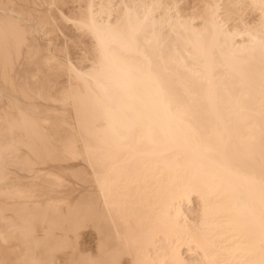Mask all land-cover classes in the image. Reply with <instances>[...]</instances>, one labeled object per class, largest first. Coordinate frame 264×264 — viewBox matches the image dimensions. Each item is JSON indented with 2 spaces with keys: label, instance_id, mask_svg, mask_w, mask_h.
Instances as JSON below:
<instances>
[{
  "label": "snow or ice",
  "instance_id": "obj_1",
  "mask_svg": "<svg viewBox=\"0 0 264 264\" xmlns=\"http://www.w3.org/2000/svg\"><path fill=\"white\" fill-rule=\"evenodd\" d=\"M37 7H46L48 12L40 16L25 15L17 11L15 4L0 0V81L5 90L10 84L16 90L13 80L15 64L19 54L27 49V70L31 79L29 87L20 88L19 92L26 99L30 98L29 94L43 97L49 73L56 71L66 74L68 85L54 102L62 105L69 117L74 113L76 125L83 129L98 126L101 120L109 124L119 120L123 127L114 129V143L118 148L130 150L137 126L143 127V124L138 116L133 115L136 113L135 105L124 103L117 90L126 93L129 100H135L136 86L150 82L157 88L161 107L168 112L175 108L177 117H180V106L174 104L160 88V69L154 62L160 30L165 24L163 17L159 22L155 17L161 10H171L175 5L148 4L139 0L109 3L106 6L107 22L104 13H95L96 5H89L88 18H82L76 26L92 33L95 48L87 54L86 60L80 61H74L70 56L66 60L64 49L54 47L51 42V35L61 24V19L56 15L59 5L53 2ZM203 7L206 11L202 17V28L180 20L178 15L175 21L167 20V27L178 33H190L188 42L208 56L216 51V47L207 46L209 35L215 45H219L223 38L225 46L230 42L244 52L250 71L242 77L239 87L250 93H254L258 87L260 116L264 122V0H259L258 4L207 3ZM248 9H259V20L251 25L245 24L239 33L240 39L236 40L237 33L230 32L229 28L232 23H245L244 13ZM113 20L116 23H112ZM68 23L76 22L69 20ZM45 42L47 48L44 47ZM220 51L223 52V46ZM74 79L86 86L95 81L97 88L88 87L87 91L74 88ZM112 82L116 87L110 94L106 85ZM29 113L30 107L22 108L12 116L5 114L0 121V186L5 189L6 198L11 195L19 202L11 209L5 205L4 211L0 212V224L4 225L0 241L5 246L11 240L21 245L13 250L17 254L15 260H0V264H120L108 254L103 240L99 244L100 255H80L73 245V237L81 229L95 225L102 218L104 210H107L108 216L115 213L131 225L128 213L134 196L128 183L122 177H115L114 170L107 168L102 160L94 158L88 141H85L84 151L74 138L57 143ZM189 146L193 151L198 148L195 142ZM259 152L262 161L259 178L255 174L246 176L243 191L236 193L235 210L241 227L240 234L234 235L229 245H223L217 233L208 226L211 197L218 194L225 184V177L217 171L220 165L215 161L206 169L201 167L190 179L181 178L169 184H160L154 194L158 201L153 220L155 227L167 232L173 225L179 226V219L172 217L171 205L177 197L191 199L194 195L203 204L199 225L194 223L188 229V235L200 234L202 240L198 246L204 253V259L198 264H264V126ZM81 160L86 161V166L77 168L72 164L65 171L77 181L94 186L95 191L84 203L77 201L73 204L70 199L52 201L33 188H19L11 184L13 166L34 171L40 167L46 169L49 164L64 167L70 161ZM56 182L60 185L64 183L62 175L56 177ZM138 182L139 177L133 181ZM9 211L11 216L6 215ZM41 226H46L42 237L38 235ZM136 227L143 225L137 224ZM205 228L208 230L204 231ZM123 244L129 249L137 248L134 236L128 234L124 236ZM57 251L69 255L64 261H58L53 255ZM169 252L170 259L160 264H185L178 248L170 246ZM133 264L158 262L151 258L150 253L145 254L144 249H138Z\"/></svg>",
  "mask_w": 264,
  "mask_h": 264
},
{
  "label": "bare ground",
  "instance_id": "obj_2",
  "mask_svg": "<svg viewBox=\"0 0 264 264\" xmlns=\"http://www.w3.org/2000/svg\"><path fill=\"white\" fill-rule=\"evenodd\" d=\"M184 1L187 0H139V2L148 4L175 5L171 10L168 8L161 10L155 17L158 22L163 17L165 24L160 30L158 51L154 62L160 69V88L174 104L180 106V117H177L175 108L172 112H168L161 107L156 86L146 81L136 86L135 100H129L126 93L117 90L124 103L135 105L136 113L133 115L138 116L143 124V127L137 126L130 150L125 151L123 147L118 148L114 143V129L123 127L119 120L111 124L101 120L98 126H90L87 129L81 128L75 122L76 135L83 144V149H85V141H88L94 158L102 160L107 168L113 169L115 177H122L128 183L134 196L128 213L132 224L130 225L128 221L115 213L113 216H108L107 210H104L102 218L95 225L90 226L94 234L95 253H92L90 249L79 252L80 255H100L99 244L103 240L108 254L118 261L124 259L127 264H133L138 249H144L145 254L150 253L151 258L160 264L170 259V246L178 248L185 264H198L204 259V253L198 246V243L202 244V240L200 234L188 235V229H191L194 223L197 225L200 223V213L203 210L201 200L194 195L191 199L177 197L171 205V212L173 219H179V226L173 225L165 232L157 229L153 223L158 204L154 194L161 183L169 184L181 178L190 179L198 173L201 167L206 169L214 161L220 165L217 171L225 177V184L218 194L211 197L208 226L217 233L221 243L225 246L229 245L234 235L240 234L241 226L235 210L238 199L236 193L243 191V181L246 176L255 174L257 179L259 178L262 167L259 144L262 126H264L260 116L258 87L254 93L239 87L242 77L250 71L248 57L230 42L225 46L223 38L220 39L219 45H215L211 35L207 38V46L216 47V51L214 55L208 56L188 42L190 33L175 32L167 27L166 22L168 19L175 21L178 15L180 20L202 28L204 26L202 17L206 11L203 6L207 3L258 4L259 0H198L199 2L192 4V7H186ZM7 2L13 3V0H7ZM53 2L59 5L56 15L61 21H75L76 23L70 24L74 29L93 38L91 49L87 50L90 53L95 48L92 33L76 26L82 18H88L89 5H96L95 13H104V20L107 22L108 9L106 6L109 3H131L133 0H49L48 4ZM70 2L73 6L66 14L63 9ZM101 5L105 7H100ZM17 11L25 15L40 16L47 13L48 9L39 11L17 6ZM258 20L259 9L245 10V23H232L229 31L236 32V40H239V33L243 31L245 24L251 25ZM112 23L116 21L113 20ZM221 46H223V52L220 51ZM25 54L27 57V49ZM80 60H83V57L78 61ZM13 76L16 78L13 80L17 87L14 90L10 84L9 88L12 92L26 98L19 92V89H27L30 78L24 73L21 74L20 71H17V74L14 72ZM73 87L87 91L88 87L96 89L97 85L93 81L86 86L83 82L74 79ZM106 87L111 94L116 87L115 82L107 84ZM64 88L60 90L54 84H46L43 97L29 95L30 98L55 101ZM12 107V105H6L2 109L0 121L5 114L13 115ZM74 140L76 141L75 138ZM193 142L198 145L195 151L189 146ZM137 177H139V182L133 183ZM91 186V190L82 193L73 204L77 201L86 202L95 191L94 186L92 184ZM100 203L103 205L102 198ZM8 205H10L9 209L16 206L15 204ZM0 212H3L1 208ZM141 223L143 227H136ZM2 228L0 232H3L4 225ZM207 230L208 228L204 229V231ZM126 234L130 237L134 236L136 249L124 246L123 238ZM178 236L188 238L177 239ZM77 237L78 234L74 236L75 239ZM12 246L21 247L16 240H11L6 247L11 248ZM53 255L56 260L64 261L69 254L57 251ZM1 257L0 260H2ZM16 258L17 254L14 253L11 261Z\"/></svg>",
  "mask_w": 264,
  "mask_h": 264
},
{
  "label": "rangeland",
  "instance_id": "obj_3",
  "mask_svg": "<svg viewBox=\"0 0 264 264\" xmlns=\"http://www.w3.org/2000/svg\"><path fill=\"white\" fill-rule=\"evenodd\" d=\"M48 1L49 0H45L43 2L39 0H27V1L13 0L12 4H15L16 7L20 6L22 8H33L39 11H46L47 10L46 7L41 8L37 6L46 5L48 4ZM197 1L198 0H187L184 1V4L186 7L187 6L192 7L194 4H197L199 2ZM3 2L8 3L7 0H3ZM72 6L73 3L71 2L66 4L65 9H63L66 14L70 12ZM60 26H61L60 29H58L54 34L51 35L50 39L53 46L64 49L65 56L68 55L72 57L71 59L74 61H78L81 57H83V60H86L87 54L89 53L88 51L91 49V45L93 43L92 42L93 38L83 32L74 29L68 22L61 21ZM44 47L47 48V42H45ZM25 51L26 49H24L20 53L21 55L19 54L20 57L18 58V62L15 64L14 72L15 74H17V71H20L21 74L24 73L25 75L28 76V78H30V75L27 70L28 64H27V57L25 56L26 55ZM66 58L67 56L65 57V59ZM13 79L16 80L15 76H13ZM47 84H54L57 88L62 90V88H64L68 84L67 75L59 74L56 71H52L49 73V80ZM9 101L11 102V104ZM144 104H146V102H144ZM6 105L13 106L11 110V113L13 115L16 114L19 109L30 107L29 114L35 121H37L40 124L42 130L49 137L55 139L57 143L62 142L64 139L73 137L76 139V143H78L81 151L84 150L83 144L78 140L76 135L74 114L71 117H69L67 113L64 111L62 105L47 99L23 98L21 97V95L12 92L9 86L7 87V90H5V86L3 82L0 81V112L2 111V109L6 107ZM53 121L55 124L53 123ZM52 123L56 125V127ZM52 131L53 133H51ZM26 154L27 153H25V155ZM72 164H75L77 168H82L83 166H86V162L84 160L78 162L70 161L64 167L57 164H49L46 169L40 167L34 171H28V170L25 171V169H23L22 167L13 166L11 168V172H12L11 184L19 188H33L41 195L47 197L52 201L70 199L73 203L78 197L81 196L82 193H87L89 190H91L92 186L91 184H84L79 181H76L77 179L75 177H73L70 174H67L65 169L70 167ZM58 175H62V178L64 180V183L62 185L57 184L56 182V177ZM0 203L1 206L5 207L3 204H6L7 206H10L8 204H11L12 206L14 204L17 205L19 202L14 200L11 195H9L6 198L5 189L2 186H0ZM1 206L0 208L4 211V208ZM65 210L66 208L64 209V211ZM6 215L10 216L11 212H7ZM0 228L3 229L1 224H0ZM45 228L46 226L40 227L38 232L39 236L44 235ZM93 239H94L93 230L91 229L90 226H88L81 229L78 232V237L76 239L74 238L73 245L77 244L74 245V247L78 249V253L90 249L92 253H95V248H94L95 243ZM18 248L19 247L17 246H12L11 248H8L3 244V242L0 241V256H2L1 257L2 260L11 261V258L15 253L13 250ZM120 264H127V262L124 261L123 259L120 261Z\"/></svg>",
  "mask_w": 264,
  "mask_h": 264
}]
</instances>
